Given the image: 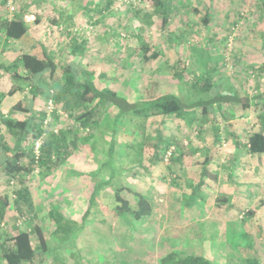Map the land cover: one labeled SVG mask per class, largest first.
Listing matches in <instances>:
<instances>
[{
	"label": "rangeland",
	"instance_id": "rangeland-1",
	"mask_svg": "<svg viewBox=\"0 0 264 264\" xmlns=\"http://www.w3.org/2000/svg\"><path fill=\"white\" fill-rule=\"evenodd\" d=\"M114 1L109 9L101 11L107 0H8L9 17L19 14L21 9L32 14L29 22L32 36L20 42L12 41V61L26 50L43 52L44 47L59 65L57 78L47 76L41 85L44 93L36 102L33 100L36 108L47 110L48 89L57 84L55 80L62 82L59 78L63 67L73 62L92 71L98 87L115 88L132 101L165 92L190 99L193 94L188 84L183 80L176 82L168 76L170 70L163 69L166 59L173 61L179 57L189 70L201 73L210 62H219L221 67L214 78L222 93H233L231 86L241 94L264 93V75H257L260 64L253 65L248 60L250 55L257 62L264 57V0H170L174 6H171L170 24L166 27L158 17L152 25L142 26L143 15L154 8L150 0ZM165 3L169 6L167 0ZM207 13L210 21L206 24L203 18ZM37 16L39 23L35 21ZM72 37L85 42L84 51H72ZM142 41L156 45L162 58L145 63L141 54L135 52ZM32 45H36V49H32ZM10 84L4 81L0 91L3 93ZM29 95V92H18L8 97L4 115L22 118L17 112L11 113V109ZM260 111L253 100L249 110L243 113L241 110L242 115L238 117L225 119L226 115L219 111L214 123L212 119L200 124L195 121V116L201 117L200 110L198 114L189 111L183 118L167 117L157 110H152L148 120L133 115L121 118L115 126L120 141L130 144L134 139H145L142 131L146 130L151 131L152 136L144 141L153 144L158 140L156 129L161 127L164 137L175 136L179 140L180 146L174 145L176 155L180 154L181 146L185 150L182 188L172 184L169 175H160L161 170L167 174L165 167L158 169L157 181L146 185L143 176L135 177L139 165L130 162L133 157L121 155L123 167L116 183L140 188L145 185L154 205L152 216L136 221L135 229L132 223L128 222V227L113 216L110 201L115 197L111 187L100 192L94 187L89 190L95 178H85L84 174L76 176L74 171L69 173V169L76 167L77 172L84 173L98 169L105 154L87 157V152H81L74 156L72 164L45 179H41L37 171L27 183L34 204L44 213L50 211L51 206L55 212L63 209L76 221L73 222L75 232L64 246L71 249L74 264H161L172 251L203 254L213 264H264V154H250L242 145L246 133L258 129L259 124L257 127L255 122L258 123ZM113 117L111 114L108 119L113 120ZM67 121L74 122V118L64 111L61 118L57 121L53 118L45 128L59 129ZM228 121H232V127H227ZM215 123H218L222 144L215 140ZM232 128L238 139L229 134ZM0 135L9 138L3 123ZM98 147L102 149L103 142H98ZM122 148L118 145L117 149ZM141 153L142 158L143 151ZM206 155L212 156L208 163L211 176L203 178L205 183L198 186ZM107 174L104 172L101 176ZM15 187H18L16 182L7 183L0 178V199L6 194L12 198ZM95 194L96 201L90 205L89 199ZM22 209L23 215L13 204L8 207L2 232L12 231L19 220L23 221L21 228L32 227L36 219L33 220L27 206L22 205ZM250 210L253 214L249 216L246 213ZM54 215L47 217L50 230L55 225ZM171 223L174 225H169ZM49 238L54 245L57 236ZM2 242L0 238V252ZM58 244L56 247L61 246ZM59 251L63 252L62 246ZM0 264H6L2 256Z\"/></svg>",
	"mask_w": 264,
	"mask_h": 264
},
{
	"label": "trees",
	"instance_id": "trees-1",
	"mask_svg": "<svg viewBox=\"0 0 264 264\" xmlns=\"http://www.w3.org/2000/svg\"><path fill=\"white\" fill-rule=\"evenodd\" d=\"M165 1L150 0L154 8L151 12L143 15V27L146 24L152 25L156 17L161 19L164 27L170 24L171 6L174 5L170 3V0H167L168 6ZM7 2L8 0H2L0 3V32L4 33L7 40L20 41L31 34L29 22L32 14L21 9L19 14L9 17ZM114 3V0H107V4L101 7V11L109 9ZM39 20L38 16L35 17V21L39 22ZM203 21L206 24L209 23V13L206 14ZM71 41L72 51L85 50L84 41L79 42L74 37ZM135 52L141 54V59L147 64L162 58L161 50L150 42L142 41ZM248 60H251L249 62L253 65L260 64L257 75L259 77L264 75V57L262 61L257 62L256 58L250 55ZM218 63L210 62L206 70L201 73L189 70L181 57L173 61L166 59L163 63V69L170 70L171 75L168 76L176 82L182 80L186 82L193 96L190 95V99H186L182 95L165 92L149 99H138L137 101L120 95L115 88L98 87L93 81L92 71L77 63H70L63 67L62 75L59 78L62 82L55 80L57 84L47 91V102L51 99L55 107L58 106L53 112V118L57 121L62 117L61 113H58V109L68 112L71 119L74 118V122L67 121L66 124L60 125L58 132H55L54 127L45 128L44 122L48 116V108L46 110L34 106L40 94L44 93L41 85L44 84L45 78L47 76L57 78L59 65L53 55L43 47V52H24L11 64L0 65L5 72L11 74L13 81L11 88L2 93L3 98L11 97L18 92L30 93L29 98L24 97L11 109V113L17 112L23 116L22 118H9L0 111V124L3 123L6 126L9 136L8 138L5 135H0V178L6 180L7 183L15 184L16 182L18 185L13 189L12 198L6 194L0 199V238H3L0 256L5 259L6 264L75 263V260L71 258V249H65V247L75 232L74 223L76 221L69 215L70 213L67 214L63 209L58 208L55 212L53 206L46 213L39 212L41 209H38L34 204L27 183L37 171L41 179L48 178L52 173L61 170L62 167H67V164H72L74 156L82 154L81 152L84 154L87 152V157L95 156V154L104 156L103 154H105V159L102 160L98 169L96 168L90 173L86 171L85 173L81 171V173L80 170L79 173L76 171L78 167L74 169L69 167L73 169H69V173L74 171L76 176L84 174L85 177L88 176L87 178H95V184H90L89 190L94 187L95 191L100 192L105 187H111L115 197L113 201L112 198L110 201L114 211L113 216L126 224L132 223L133 229L138 227L136 221H145L144 219L152 216L154 205L150 198L149 188L147 189L145 185L140 188L137 185L126 186L116 183V178L123 167L121 155L130 156V159L133 157L130 162H137L139 165V171L135 172L138 175L135 177L143 176L147 180L146 185L149 186L157 181L158 169L165 167L164 170L167 174L161 170L160 175L163 177L169 175L170 182L182 188L181 171L184 170L182 169V162L185 150L181 146L180 154L176 155L175 149L169 161L166 162L164 158L165 152L170 147L180 146L179 140L175 136L164 137L162 128L159 127L156 129L158 140L153 144L144 141L152 136V132L146 130L145 133L142 131L146 136L145 139H136V141L134 139L130 144L126 141H120L117 136L118 129L115 126H118V122L124 116H141L148 120L152 110H157L167 117L183 118L189 111H195L198 114L200 110L201 117L195 116V121L200 124L212 119L214 123L218 119L219 111H223L226 115H223L225 119L233 118V116L238 117L242 115L241 113L249 110L252 101L255 100L256 105L261 109L258 123L255 122L257 127L259 124V127L246 133V141L242 145L250 154H264V93H257L252 96L247 93L241 94L234 86H231L233 93L220 92L218 90L220 86L214 78V74L221 67ZM241 110L242 112L239 113ZM111 114L114 116L113 120L108 119ZM227 124V127L233 126L232 121H228ZM217 126L218 123H215L213 134L215 140H219L222 144V136ZM108 128L111 130L109 131ZM228 131L232 137L239 138L233 128ZM44 132H46V136L40 149V155L36 157L35 142ZM109 136L111 138L108 139ZM4 137L8 138L9 141L5 140ZM98 142H103L102 149L98 147ZM118 145L123 147L122 150L117 149ZM142 151L143 157L141 158ZM211 158L212 156L206 155L204 162H202L203 165L200 168L202 176L198 186L205 183V177L211 176L208 173V163H210ZM197 161L196 163H199ZM103 171L108 173L105 177L101 176ZM95 196L96 194L92 199H89L90 205L96 201ZM180 202L184 203L182 200ZM11 204L21 215H23L22 205L27 206L33 220L38 219V221L34 220L30 229H23L16 223L9 233L8 231L2 232L4 229L2 223ZM54 213L55 225L50 230L51 225L48 224L47 217ZM246 214L250 216L253 213L250 210ZM77 229H80V226ZM47 231L50 233H46ZM50 235L57 236L58 241L55 240L54 245H51ZM58 242V245L61 244L63 252L59 251L61 246L56 247ZM69 259L70 261H68ZM161 264H213V262L203 254L172 251L162 259Z\"/></svg>",
	"mask_w": 264,
	"mask_h": 264
},
{
	"label": "crops",
	"instance_id": "crops-1",
	"mask_svg": "<svg viewBox=\"0 0 264 264\" xmlns=\"http://www.w3.org/2000/svg\"><path fill=\"white\" fill-rule=\"evenodd\" d=\"M39 23V22H37ZM30 31H32V28L30 27ZM32 36V32L30 34ZM28 37L24 38V39H27ZM23 40V39H22ZM33 40V39H32ZM21 41V40H20ZM19 41V42H20ZM14 42H18V41H14ZM33 43L34 42H39V41H32ZM36 45H32V49H36L35 48ZM25 52H29V53H34L32 52V50H26ZM24 53V52H22ZM3 59L2 61L0 60V65H9L12 63V41L11 40H7L6 39V36L4 35V33L0 32V59ZM4 60H9V61H4ZM10 82V87L3 91V92H7L10 88H11V85H12V78H11V74L10 73H7L5 72L1 67H0V86L4 83V81H7ZM9 97V96H8ZM7 97V98H8ZM7 98H3L2 97V91H0V111L1 112H5V109H6V105L9 101H6ZM10 111V110H9ZM92 171H89L87 173H90ZM86 173V174H87ZM88 175V174H87ZM85 177V175L83 176ZM88 177V176H87ZM85 177V178H87ZM169 225H174V224H169Z\"/></svg>",
	"mask_w": 264,
	"mask_h": 264
},
{
	"label": "built area",
	"instance_id": "built-area-1",
	"mask_svg": "<svg viewBox=\"0 0 264 264\" xmlns=\"http://www.w3.org/2000/svg\"><path fill=\"white\" fill-rule=\"evenodd\" d=\"M55 109H56V107L53 103V100L50 99L48 101V116L44 122L45 127L48 126L52 122L53 112H55ZM58 113H61L63 115L64 111L58 110ZM54 130H55V132H58V128H55ZM45 136H46V132H44L43 135L39 139H37L35 142V150L34 151H35L36 157H39V155H40V149H41V146L44 142ZM174 150H175V148L172 146L165 152L164 158H165L166 162L169 161V159L172 157ZM22 222H23L22 220H19L18 225H20Z\"/></svg>",
	"mask_w": 264,
	"mask_h": 264
}]
</instances>
